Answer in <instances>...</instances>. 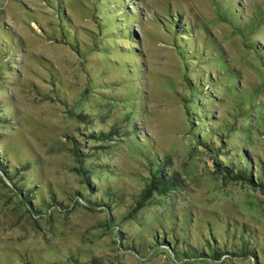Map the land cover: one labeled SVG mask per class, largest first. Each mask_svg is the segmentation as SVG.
I'll return each mask as SVG.
<instances>
[{"label":"rangeland","instance_id":"rangeland-1","mask_svg":"<svg viewBox=\"0 0 264 264\" xmlns=\"http://www.w3.org/2000/svg\"><path fill=\"white\" fill-rule=\"evenodd\" d=\"M135 1L129 41L88 0H0V264H264V193L218 167H264V0ZM170 16L217 62L182 59ZM190 101L223 144L197 141ZM130 132L175 189L148 190Z\"/></svg>","mask_w":264,"mask_h":264},{"label":"trees","instance_id":"trees-1","mask_svg":"<svg viewBox=\"0 0 264 264\" xmlns=\"http://www.w3.org/2000/svg\"><path fill=\"white\" fill-rule=\"evenodd\" d=\"M91 4V9L93 10V14H97L98 16H95L98 18V20H101L100 24L98 25V31L101 32L102 27H105L107 29H110V31H114L113 28H118L113 26V23L110 22V18L113 17V14H118L116 16V19H119L122 25V28L118 30L121 34H124V37H119L122 39H126L131 41L134 38V35L131 32L130 29V21L135 20L138 18V10L136 9V1L135 0H119L120 3H118V0H88ZM111 10V11H110ZM239 11V10H237ZM58 15L60 18V27H61V36L62 41L67 44L70 48L74 49L75 51H78L79 42L78 40L72 36L73 31L72 28H69V18L64 13L62 7L58 9ZM115 18V17H114ZM172 16H170V21L168 22L171 29L173 30L174 36L177 39L176 47L178 50V54L182 59H187L188 63H191L192 60H195L196 62H209V56L207 54H203V49H205V43L200 42L199 44H195L194 39L190 40L188 42L187 38L192 37L191 34H193V26L186 21H181V17L177 16V18L174 20L176 23L172 21ZM229 20V19H227ZM103 21L107 22V27L104 26ZM121 36V35H120ZM179 39V40H178ZM201 46H203L201 48ZM213 58H217V60L220 61L221 64H224L222 62V53L219 50L213 51ZM210 62L216 63V60H212ZM141 75V70L136 65L133 66V68L130 71V76L133 78H137ZM218 75V74H217ZM215 75V77L217 76ZM138 79V78H137ZM193 82L196 83L192 84V87L190 88L193 92V100L199 98L201 94V90L205 89L204 87L207 82H205L203 85V89L198 87L199 81L192 79ZM222 81L221 78L211 80V86L213 84H217ZM202 95V94H201ZM190 101L189 108H191V115L192 117L191 122L195 121V130H197V133H195L197 141L202 144L205 148L208 150H213L211 142L213 140L219 141L221 144H223L222 136L220 135L217 129L212 127L209 122V119L207 117V114L205 115L204 111L200 109L198 106L196 107V102ZM195 116V118H193ZM131 133V132H130ZM113 134V133H112ZM111 134V135H112ZM115 135V134H113ZM129 141L131 144L138 145L142 153L145 157V161L148 164V171L150 175V181H149V191L151 192H158L162 195L169 193L171 190L175 189L177 184L175 183V180L170 177L165 172V165L163 164L164 158H161L157 156L156 154H152L153 150L150 151V153L146 154L145 150H147L144 147V144L139 140L137 135L135 133L129 134ZM213 143V142H212ZM150 145L149 143H147ZM152 146V145H151ZM145 148V149H144ZM223 158L224 163H219L218 167L220 168V165L223 167L224 175L231 179L232 181L247 184L249 186L260 188V190L264 193V167L262 163L254 162L251 160L247 154L244 152L239 155V153H236V155L225 153L221 155ZM0 159V163H1ZM4 173L3 171H1Z\"/></svg>","mask_w":264,"mask_h":264}]
</instances>
